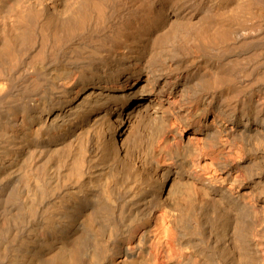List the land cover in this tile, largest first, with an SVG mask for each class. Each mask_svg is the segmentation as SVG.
Here are the masks:
<instances>
[{
	"label": "bare ground",
	"instance_id": "1",
	"mask_svg": "<svg viewBox=\"0 0 264 264\" xmlns=\"http://www.w3.org/2000/svg\"><path fill=\"white\" fill-rule=\"evenodd\" d=\"M0 264H264V0H0Z\"/></svg>",
	"mask_w": 264,
	"mask_h": 264
}]
</instances>
